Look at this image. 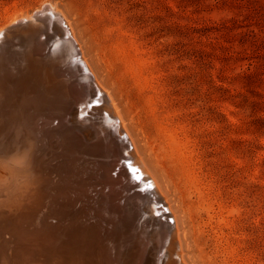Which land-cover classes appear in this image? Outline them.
Listing matches in <instances>:
<instances>
[{"label":"rangeland","instance_id":"rangeland-1","mask_svg":"<svg viewBox=\"0 0 264 264\" xmlns=\"http://www.w3.org/2000/svg\"><path fill=\"white\" fill-rule=\"evenodd\" d=\"M52 4L67 20L81 54L111 96L138 154L166 196L176 217L185 263L264 264V0H0V29L7 27L6 22L12 16H33L38 8L42 10ZM52 28L44 27L40 32L41 43L49 33L52 36ZM17 32L12 31L0 47L6 51L14 49L12 53L15 52V59L20 61L18 50L25 46L26 39ZM56 38L46 44L50 47L44 46L43 58L47 53L53 58L56 51H60ZM54 45L58 48L56 53ZM48 54L45 58H51ZM66 60L61 67L67 68L70 59ZM74 77L63 78L85 91L79 102L84 107L79 103L71 106L70 110L78 108L75 111H80L79 116L75 112L68 114L66 125L70 119H75L74 124L70 120L71 130L78 126L83 129H73L74 135L86 142L84 131L88 129L92 143L96 141L92 133L98 131L107 113L100 110L102 105L88 104V110L85 109L86 94L91 89L86 88L79 72H75ZM101 114H105L104 117ZM80 115L86 118L84 124L79 122ZM108 131L115 132L112 128ZM121 134L125 137L123 132ZM10 135L0 134L1 138L8 139ZM58 136L54 134L56 139L50 136L52 141L48 142L53 153L56 149L58 153L62 151L57 142L63 141V136ZM127 142L128 139L126 149L132 152ZM124 152L123 155H127ZM64 155L70 160L73 158L68 150ZM65 158L55 160L62 164L58 171L64 173L60 175L62 178L75 167L94 169L92 163L100 165L108 161L100 155L94 162V158L81 162L77 157L82 164L76 159L71 166ZM135 170L138 173L134 180L140 181L131 182L124 196L129 198L135 192L146 200H123L127 209L125 216L121 209L117 210L121 207L118 202L109 204L108 209L106 205L99 211L95 209L96 215L109 218L116 226L114 264L117 258L118 264L127 261L129 247L133 255L138 252L133 244H125L129 234H137V229L143 230L138 232L141 237H147L144 238L146 243L149 239L152 242L147 245L141 264H156L155 258H161L159 264H167L163 254L168 246L166 233L174 227L173 219L160 216L161 220L155 215L152 210L157 197L153 196L154 185L140 169ZM116 173L112 171L111 176ZM95 188L98 190L99 186ZM88 194L92 197L94 193L91 195L90 190ZM79 202L80 208L91 204L88 200ZM165 208L163 213L169 216ZM87 215L90 216L87 213L85 218L91 219ZM151 215L154 220L150 219ZM65 218L68 220L70 216ZM100 218L96 223L105 225L106 221ZM160 221L161 225H157ZM117 225L129 227L121 230ZM155 227L161 232L160 236L166 232L158 249L159 233ZM119 238L128 240L121 242Z\"/></svg>","mask_w":264,"mask_h":264},{"label":"bare ground","instance_id":"bare-ground-1","mask_svg":"<svg viewBox=\"0 0 264 264\" xmlns=\"http://www.w3.org/2000/svg\"><path fill=\"white\" fill-rule=\"evenodd\" d=\"M47 6H44L42 10L41 8L35 10L34 16H12L8 21L6 20L7 22L5 21L7 27L2 30L0 29V46H2L1 43L7 36L8 38L11 36L10 34H12L14 30H16V32L19 31L20 33H17L23 36L24 40L26 39L25 46H21L23 47L22 49L18 48L20 51L16 49L20 55L19 58L17 57L20 61L15 59V52L12 53L14 49L8 51L9 48L7 47L8 49L6 51V49L4 50L0 47L2 49V53H0V126H2L0 127V134L4 132V134L9 133L12 135H10L11 137L9 139L8 137H3L8 139V141H5V139L0 136V264H114L116 262V253L114 254L116 226L111 224L109 218L98 217L96 211H99L103 205H106V209H108L109 204L118 202L121 204V207L117 210L121 209V213L125 216V211L127 209H125V203L122 204V201H130L135 198H137L138 201H142L143 198L141 194L135 192L129 198L128 195L127 197L124 196V194H126L124 192L128 190V186L129 189L132 186L130 183L134 182L136 179L134 180V176H131V172L128 174L123 163L120 167L118 165V162L126 158L121 154V150L124 149V146L122 143L118 144L116 140L112 138V133L108 131V127L112 125L114 121L117 123L116 130H118V133L121 134V132H123L128 139L127 143H130L132 146V150L130 149L132 152H128L129 150L127 151L125 148L126 152L124 153H127V155H124L128 156L127 159L132 162V166L140 169V172L146 175L145 177L147 179L151 180L150 184L154 185L153 196L156 194L157 197L155 198V204L153 203L152 205L153 212L159 218H161L160 216H165L166 219L168 217L173 219V229L168 233L165 231L163 233L164 235L166 233V238H169L168 241H166L168 242V246L163 254L164 256L166 255L167 264H186L180 249L176 217L166 196L138 154L134 142L124 126L111 96L97 81L90 65L87 63L83 54H81V49L78 46L79 43L77 44V40L67 20L63 14L60 13L61 11L55 9L57 8L56 6L55 8L53 4L52 6L50 5V7ZM47 11L50 12V18H36L38 13H46ZM58 19L65 26V30H60L57 25L59 24ZM52 26V36L51 33H49L50 36H47L46 41L41 43L43 41L40 42L38 39V37L42 35L40 32L44 31V27L49 30ZM61 31L67 39L61 38ZM56 36H59L57 37L58 39ZM54 37L57 39L58 43H60V51H56L57 47L54 45V52L56 51L57 55L52 58L53 55L51 56V53L50 55L47 53L51 58H45L47 54H45L46 56L43 58L42 52L44 46L50 47L46 44ZM53 43H55V41L52 42V44ZM20 45L18 47H20ZM12 48L15 47L12 46ZM18 53L16 52V54ZM73 53L80 56L79 58L90 75V78H87L89 80L91 79V81L93 79L97 90L102 93L108 101H106L107 104L104 103L106 107L100 105V110L105 111L107 114L105 118H103L105 114H101L103 120L99 124L98 131L92 133L93 136H96V141H92V143H90L88 135L91 133L87 131L88 129L86 130V125L84 126L86 130L84 134H87L86 137H84L86 142H82V139L73 133L79 126L76 129L73 128L75 130H71L69 126L71 121L72 124H74L73 121H75V119L71 120L69 118L71 121L69 120L70 123L66 125V122H68V114L73 115L74 112H78L75 111L78 108L70 110V107L74 104V106H76V104L82 101V96L85 92L81 87L77 88V86L70 84L68 81L69 79L63 78L67 76L68 78L74 77L75 72L79 71L72 65L73 62H71V57L74 56ZM66 59H70L69 63L72 67L70 64H66L67 68L61 67V64L67 61ZM88 98L90 97H87V99ZM80 106L82 105L80 104ZM83 107L84 106H82V108ZM34 112H36L35 115ZM83 112L86 114L85 111ZM43 115L44 117L40 119ZM88 115H90V113ZM78 118L80 123H83L86 119L85 117V119L81 118V115ZM2 122H4V126L1 125ZM92 123H95V121ZM78 129L83 128L80 126ZM90 130H93V128L90 127ZM77 131L81 133V130ZM112 131L114 130L112 129ZM54 134L61 137L63 136V141L57 142V144L62 147L60 153H58L59 151L56 149L57 152H55L57 154L50 150V143H48L50 140L52 141L50 136L53 138L56 137H54ZM51 145H53L52 142ZM66 150L71 153V157H73H70L71 160L65 158L64 152ZM98 155H100L101 158L105 157L108 161L104 160V164L100 165L96 162L92 163L95 165H92L94 169L88 167L78 169L79 167H75V164L74 167L78 170L75 168L69 171L67 170L68 173L64 178L61 177L64 173L62 172V174L60 171V174L58 172L62 164L59 165L58 162H55L56 159L65 158V160H69L68 164L71 162V166H73L74 161L76 163L78 160L77 157L81 162L83 160V162H90L89 160L94 158L92 161L94 162L96 161L95 159H98ZM80 161L79 163H81ZM53 162L56 163V165L53 164ZM52 165L54 167H51ZM83 166L84 163L82 167ZM69 168L67 167V169ZM114 170L117 173L115 175L113 174V177L111 176V172ZM147 179H142V181H147ZM91 180H93V182H91ZM94 181L96 182L94 183ZM139 181H137V183ZM143 184L141 183L142 186ZM97 186H99V188H97L98 190L95 188ZM146 186L148 185L146 184ZM134 188L137 189L136 186ZM89 189L91 190V195L94 193L92 197H88V195H90L88 194V191H90ZM141 190H143V188H141ZM133 191L134 190L131 192ZM142 193H145V191H142ZM129 195H131V193ZM81 200H88L91 204L88 205L87 202V208H80L77 204H79ZM143 200L146 199L144 198ZM162 202L164 203L163 205L161 204ZM76 205L79 208L76 207ZM164 208L167 209L169 216L163 213ZM70 212L73 214L69 215ZM116 212L117 211H115L113 218L116 216ZM87 213L90 214L91 217L87 216L91 219L87 218V220L85 218ZM137 215L138 214H136V216ZM143 215L145 214L143 213ZM147 215L150 214L147 213ZM67 216H70L68 220L65 218ZM97 218L105 220L106 224L99 225L96 223ZM150 219L154 220L153 215H151ZM130 222L129 220V223ZM149 222L151 223V221ZM152 224L154 225V223ZM157 225H161V221ZM117 227L121 230H128L127 228L129 226L120 228L117 225ZM132 227L135 228L134 225ZM158 227L155 228L158 230ZM138 230L143 232L142 229H137V234H131L129 228V241H127L128 239L125 240L127 242L124 240L121 241L119 238V240L125 242V244L128 242V244H133L138 250V252H135L133 255L129 247V256L126 257L127 261L124 263L122 262V264H141L144 260V255L147 254L145 250H147V245L151 240L149 239V242L146 243L144 239L146 236L141 237V233L138 232ZM160 233L161 232L158 230L157 234L159 237L157 238L159 244L156 243L158 245L157 249L161 246L160 242L162 240L161 238H163V234L160 236ZM123 235L121 236L122 238ZM153 235L154 234H152V236ZM124 237L126 238V236ZM147 240L148 239H146V241ZM163 240L165 241V239ZM121 245H123V243ZM121 245L117 244V247ZM164 245L165 243L163 246ZM123 249L124 248H122V250ZM119 252L121 254V251ZM123 258H125V256ZM120 259H122L121 256ZM155 259L157 260L156 264H159L161 258ZM117 260L118 262L116 264L119 263L118 258Z\"/></svg>","mask_w":264,"mask_h":264},{"label":"water","instance_id":"water-1","mask_svg":"<svg viewBox=\"0 0 264 264\" xmlns=\"http://www.w3.org/2000/svg\"><path fill=\"white\" fill-rule=\"evenodd\" d=\"M50 12H46V13H38L36 16V18H38V17H42L41 19H44L45 17H49L50 18ZM34 16V15H33ZM53 18V17H52ZM58 18V17H57ZM58 22H59V24H57L58 26H59V28H60V30H65V26L63 25V23H61V21L58 19ZM62 31H61V34H62ZM62 37H63V39H67L66 38V36L64 35V34H62ZM73 55L74 56H72L71 57V62H73V66H74V68L76 69H78L79 71V73H80V75L85 79V84H86V88H89V89H91V92H88L86 95V97H89V95L90 94H93L92 95V97H91V100L89 99L88 101L86 100H84L85 101V104L86 105H90V106H92V105H95V106H99V105H103V103H105V104H107L106 103V99H105V97H104V95L102 94V93H100L98 90H97V88H96V86L94 85V83L91 81V79L89 80L88 78H90V75L88 74V72H87V70H86V68H85V66L83 65V63H82V61L79 59V56L78 55H76V54H74L73 53ZM70 64V63H69ZM71 65V64H70ZM72 65H71V67H72ZM88 77V78H87ZM85 93V92H84ZM85 99H87V98H85ZM105 101V102H104ZM89 106V107H90ZM86 109L88 110V107L86 106ZM115 123V124H114ZM113 129L116 133H118V130H116L117 129V123L114 121L113 123H112V125H110L109 127H108V129ZM111 132V131H110ZM115 132H111L112 134H111V136H112V138L114 139V140H116V142L119 144V143H122V145L124 146V149H122L121 150V154H122V156L124 157V158H126V159H123V160H121L120 162H118V165H119V167H120V165L123 163V165H124V167H125V169L128 171V174H129V172H131L132 174H131V176L133 175V176H135V175H137V173H138V171L137 170H135V168H133V166H132V162L130 161V160H128L127 159V157L128 156H126V155H123V151H126V149L125 148H127V145H125V143H126V140H125V137L122 135L121 136V134H115ZM118 136H121V137H119V139H118ZM116 138V139H115ZM119 148V147H118ZM120 149V148H119Z\"/></svg>","mask_w":264,"mask_h":264}]
</instances>
